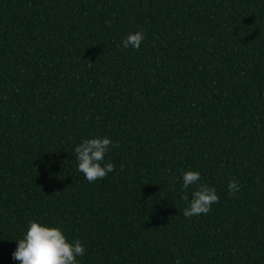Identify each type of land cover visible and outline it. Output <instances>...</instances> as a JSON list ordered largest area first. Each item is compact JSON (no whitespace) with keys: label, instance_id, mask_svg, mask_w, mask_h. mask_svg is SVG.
<instances>
[{"label":"trees","instance_id":"16d2710c","mask_svg":"<svg viewBox=\"0 0 264 264\" xmlns=\"http://www.w3.org/2000/svg\"><path fill=\"white\" fill-rule=\"evenodd\" d=\"M188 170L220 197L192 218ZM32 221L79 264H264V0H0V264Z\"/></svg>","mask_w":264,"mask_h":264},{"label":"clouds","instance_id":"9594fccd","mask_svg":"<svg viewBox=\"0 0 264 264\" xmlns=\"http://www.w3.org/2000/svg\"><path fill=\"white\" fill-rule=\"evenodd\" d=\"M144 39L143 32L130 33L123 40L125 48L131 46L139 49ZM119 143L105 137H94L84 139L75 148L78 170L83 173L90 183L103 180L109 173L115 170L111 162H106L105 157L109 148H116ZM200 173L188 170L183 173L182 199L188 203L183 215L187 218L207 214L213 204L219 203L220 197L214 187L199 184ZM194 187L189 198L187 190ZM240 185L233 178L228 183L229 195H235ZM83 243L76 239L69 242L64 231L60 227L48 226L46 224L32 221L23 238L18 239V245L12 253V258L19 264H79L78 257L85 254Z\"/></svg>","mask_w":264,"mask_h":264}]
</instances>
